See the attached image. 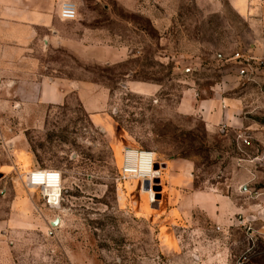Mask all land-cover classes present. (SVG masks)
Returning <instances> with one entry per match:
<instances>
[{"label": "rangeland", "instance_id": "374dc122", "mask_svg": "<svg viewBox=\"0 0 264 264\" xmlns=\"http://www.w3.org/2000/svg\"><path fill=\"white\" fill-rule=\"evenodd\" d=\"M238 1L83 0L86 27L105 29V44L121 46L129 58L85 65L43 47L35 54L34 75L15 74L12 87L0 61V164L28 152L39 168L63 177L57 206L35 189L41 228L13 234V243L0 249L3 264H168L152 222L138 217L144 195L153 205L162 199L144 191L143 182L122 179L127 149L151 152L159 165L191 164L194 190L214 185L226 193L227 180L245 183L250 197L263 196L256 202L264 208V145L225 126L209 131L197 108L242 68L237 56L252 43V26L236 10ZM128 3L132 10L124 7ZM51 78L98 84L100 90L82 91V98H106L93 118L109 130L91 122L75 91L60 105L39 102V82ZM136 83L157 90L139 92ZM190 89L197 94L194 109L183 111ZM129 185L136 190L128 191ZM55 219L60 223L52 227ZM231 238L234 261L264 264L262 225L234 229Z\"/></svg>", "mask_w": 264, "mask_h": 264}, {"label": "crops", "instance_id": "0c3cea01", "mask_svg": "<svg viewBox=\"0 0 264 264\" xmlns=\"http://www.w3.org/2000/svg\"><path fill=\"white\" fill-rule=\"evenodd\" d=\"M63 2L70 1L0 0V61L7 64L1 71L12 75L8 87L15 84V74L34 75L35 54L41 53L43 47L64 51L85 65L117 64L132 55L124 53L121 46H107L105 29L86 27L89 14L83 9V0L71 1L77 7V20H62ZM235 5L252 26V43L240 57L252 65L243 77L241 68L236 69L234 76L213 90V100L204 101L197 108L209 131L225 126L237 133L246 132L264 145V118L258 117L264 115V0H240ZM124 7L134 8L130 3ZM74 84L54 78L40 81L39 102L60 105L75 91L91 122L109 130L93 118L103 110L106 98L101 103L99 99L82 98V91L100 90L98 84ZM134 88L146 94L157 90L146 83H136ZM227 92L232 94L224 98L222 94ZM196 96L193 89L185 92L180 109L193 110ZM11 157L0 164V249L13 243V234L28 235L42 225L38 214L41 199L37 190L26 185V175L39 169L35 158L28 152ZM166 165L160 172L161 202L153 205L144 195L137 216L152 222L168 264H235L232 232L248 225L264 228V208L257 204L263 196L250 197L245 183L238 184L236 180L223 183L226 193L214 185L194 190L191 164L176 160ZM132 190L136 187L129 185L128 191ZM3 262L0 257V264Z\"/></svg>", "mask_w": 264, "mask_h": 264}, {"label": "built area", "instance_id": "2783aa9c", "mask_svg": "<svg viewBox=\"0 0 264 264\" xmlns=\"http://www.w3.org/2000/svg\"><path fill=\"white\" fill-rule=\"evenodd\" d=\"M60 18L73 21L77 18V7L72 2H63L60 6ZM240 58V56H237ZM242 68L240 76H246L247 70L252 65L251 61L240 62ZM247 143V138L242 139ZM121 174L123 180L146 182L155 177V154L146 151L127 149L123 154ZM62 173L56 170L36 169L26 177L28 188L37 189L42 193L44 201L49 206H57L61 202ZM142 183V185H143ZM246 258H241L235 264H245Z\"/></svg>", "mask_w": 264, "mask_h": 264}, {"label": "water", "instance_id": "95a60500", "mask_svg": "<svg viewBox=\"0 0 264 264\" xmlns=\"http://www.w3.org/2000/svg\"><path fill=\"white\" fill-rule=\"evenodd\" d=\"M167 165L163 164V165H159L158 163L155 164L154 166V170H155V177L152 180V182L150 181H146L143 183V190L144 191H152L154 193V199H156L157 201L161 200V191H162V187L160 185V170H164L166 169ZM60 223L59 219H55V221L51 222V226L52 227H57Z\"/></svg>", "mask_w": 264, "mask_h": 264}]
</instances>
